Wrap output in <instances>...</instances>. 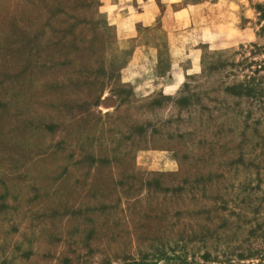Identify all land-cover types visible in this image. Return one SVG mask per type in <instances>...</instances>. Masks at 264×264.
Segmentation results:
<instances>
[{
  "label": "rangeland",
  "instance_id": "rangeland-1",
  "mask_svg": "<svg viewBox=\"0 0 264 264\" xmlns=\"http://www.w3.org/2000/svg\"><path fill=\"white\" fill-rule=\"evenodd\" d=\"M0 264H264V0H0Z\"/></svg>",
  "mask_w": 264,
  "mask_h": 264
}]
</instances>
